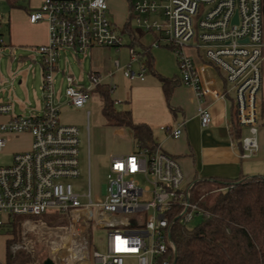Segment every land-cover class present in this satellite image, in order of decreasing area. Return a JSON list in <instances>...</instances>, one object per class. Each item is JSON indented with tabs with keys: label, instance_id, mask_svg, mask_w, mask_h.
Wrapping results in <instances>:
<instances>
[{
	"label": "built area",
	"instance_id": "built-area-1",
	"mask_svg": "<svg viewBox=\"0 0 264 264\" xmlns=\"http://www.w3.org/2000/svg\"><path fill=\"white\" fill-rule=\"evenodd\" d=\"M124 1L132 27L153 36L147 49L162 47L174 54L181 84L194 92L200 127L206 129L211 124L204 98L225 100L230 96L237 125L248 130L240 143L242 158L252 156L258 150V95L263 85L262 0ZM0 2L5 5V0ZM1 3L0 48L10 50L4 41L8 21ZM28 20L32 24L45 22L48 28L47 43L35 48L41 59L42 107L37 115L12 116L0 123V153L8 137L31 136L29 150L13 153L10 165H0V232L18 216H59L69 222L68 236L53 235L64 245L89 252L88 264H124L126 259H133L135 264H168L169 256L176 252L174 230L186 229L195 218L208 215L199 202L193 201L194 183L184 182L174 158L159 148L153 153L137 149L111 156L101 197L93 200L88 154L87 193L78 194L70 183L80 175V140L75 126L59 123L54 75L59 71L60 52L84 55L95 48L119 50L125 47L123 26L118 28L111 19L107 0H43L28 14ZM129 54L132 63L140 60L134 49L129 48ZM197 57L202 59L199 64ZM113 66L129 80L142 81L147 70L143 65L138 71L125 69L117 60ZM210 69L222 76L224 90L216 88V80L207 76ZM63 77L64 103L77 112L85 109L90 93L102 86L105 78L89 74L90 85L84 87L70 74ZM107 87L112 94L115 85ZM10 114L9 105H0V115ZM181 133V126L169 130L172 138ZM139 178L146 187L140 185ZM92 228L106 231V255L92 247L88 251ZM77 255L70 252L66 257L72 261L65 257L59 264H76L80 259Z\"/></svg>",
	"mask_w": 264,
	"mask_h": 264
},
{
	"label": "crops",
	"instance_id": "crops-1",
	"mask_svg": "<svg viewBox=\"0 0 264 264\" xmlns=\"http://www.w3.org/2000/svg\"><path fill=\"white\" fill-rule=\"evenodd\" d=\"M125 3L126 22L129 16V6L126 1ZM125 37L127 36L125 35ZM152 39V35L144 34L141 39L142 45L148 48ZM4 41L11 49L9 50L7 47L0 48V105H9L11 114L9 116L0 115V123L8 121L12 116L33 115L32 113L40 106L39 101L36 100V109H28L32 107V102L27 98L26 100L14 99L7 89L8 86L13 88L16 80L21 77L19 75L27 71L32 72L33 83L42 80L41 64L27 54L32 53L36 47L47 43V24L45 22L32 24L25 16L15 14L14 19L8 22ZM128 45L129 43L125 44V47L119 50L95 48L84 55H89V57L93 58L94 53L104 52L106 54L109 50H114L117 54V58L114 61H119L120 65L125 67V69L129 68L132 71H138L143 61L131 62ZM67 51L60 52L58 62L63 57V59H66ZM149 51L152 68L151 71L146 70L142 81L137 79L129 80L121 72H115L114 61L110 63L93 62L88 75L92 73L101 75L105 77L103 80L104 86L113 84L115 85V90L120 89L121 100H114L115 105L124 103L125 109L120 111H130L133 124L145 125L150 129L157 148L178 162L185 183L221 184L225 180L241 176H263L264 125L262 124L261 114L257 132L258 150L249 158H242L243 151L240 147V140L248 135V130L240 126L236 129L234 126L232 113L235 107L232 98L230 96L225 100H212L210 97L204 98V105L211 114V124L208 128L202 129L196 114L194 92L191 88L179 82L178 67L171 51L162 47L150 49ZM28 59L35 64L34 67L30 70L27 68L26 71L22 68L17 71L14 70L13 65L15 63L18 66L27 67L26 61ZM196 62L199 64L202 59L197 57ZM58 70L54 78L58 74H65V71L60 70L59 67ZM109 74L112 75L111 79L107 77ZM10 75L12 76L10 77ZM115 75H119L117 83L113 80ZM13 76H15L14 79ZM158 76L177 81L168 100L164 96ZM207 76L216 80V88L219 90L225 89V83L218 72L213 69L207 70ZM262 78L264 79V73H262ZM29 81V75H26L18 80V85L27 87L30 83ZM56 102L60 109L68 108L72 110L65 105L64 100L58 95L56 96ZM41 107L37 114L41 112ZM263 107V102L260 101V111L264 110ZM87 112L85 111V115ZM89 116V114L88 116L86 115V118ZM178 126H181L182 133L178 138H172L169 135V130ZM161 127L166 128V130H161ZM116 129L125 138V150L112 152L108 156V162L111 156L127 155L138 149L131 129L126 127ZM86 131L88 133V126ZM16 137L28 140L25 149L17 152L30 149L31 136L29 134L24 133ZM88 151L89 148H87Z\"/></svg>",
	"mask_w": 264,
	"mask_h": 264
},
{
	"label": "rangeland",
	"instance_id": "rangeland-1",
	"mask_svg": "<svg viewBox=\"0 0 264 264\" xmlns=\"http://www.w3.org/2000/svg\"><path fill=\"white\" fill-rule=\"evenodd\" d=\"M43 0H28L23 4L28 11L23 9H9L7 6L2 4L1 9L4 15V19L8 22L14 19L15 14H20L28 18V14L35 8L37 9ZM111 19L118 28H121L125 23L126 3L124 0H107ZM262 26H263V42H264V0H262ZM124 43H129V38L124 37ZM172 53V52H171ZM20 54V53H18ZM32 58L36 59L40 63L41 59L35 50L27 54ZM174 56V54L172 53ZM64 58V57H63ZM61 58L58 62L60 70H64L65 74H71L76 82L84 87H88L89 84V71L90 66L93 62L104 63L113 62L117 58V54L114 50H109L108 53H94L93 58L89 55L76 54L73 51L68 50L66 59ZM175 58V56H174ZM176 61V58H175ZM26 66H18L16 63L13 65L14 70L23 69L26 71L30 70L35 64L31 60L26 61ZM177 64V63H176ZM40 65V64H39ZM262 73H264V61L261 67ZM42 71V70H41ZM28 73V74H27ZM29 75L30 83L27 87L19 86L18 80ZM12 75H10L11 77ZM21 76L20 78H18ZM11 88L8 86V93L14 99L26 100V98L32 102V107L28 108L35 110L37 107L36 100L39 101L40 106L36 109L33 115H36L40 107L41 102V81L32 82L33 75L31 71L21 73ZM119 75H115L113 80L117 83ZM9 78V77H8ZM15 76H13V79ZM54 83V91L56 96L58 95L64 100V89L65 81L61 74L56 75ZM113 82V83H114ZM115 84V83H114ZM263 90L261 89L258 99L263 102L264 106V79H263ZM125 91V87H124ZM111 100H121L120 89L114 90L110 94ZM116 110L125 109V104L114 105ZM102 98L96 92H92L89 95V99L86 103L85 110L81 112H75L70 109L62 108L59 113V123L61 125H71L77 127L79 130V171L80 175L78 178L70 181L74 190L82 195L87 193L88 190V152L89 148V179L91 187V195L94 200L97 197H101V187L106 183V175L108 171V156L112 152L124 151L125 150V138L119 134V130L110 127L106 124V121L101 113ZM264 108V107H263ZM85 111L89 112V117L86 118ZM19 112V111H18ZM25 113V112H24ZM261 113V111H260ZM23 114V113H22ZM262 124L264 125V114L261 118ZM88 126V133L86 127ZM28 140L26 138L8 137L7 144L3 151L0 153V165L8 166L11 163V156L13 153L25 149ZM141 186L146 187L144 179L139 178ZM225 186L222 184H208L198 182L193 190V201L202 202V204L209 205L214 199V196L221 190H224ZM82 203H86L85 198H80ZM53 216H45L38 219H25L15 220V233H12V228L9 226L7 230L0 232V262L7 264L6 260V244H8V254L10 256L9 264H42L45 260L51 259L55 264L62 263V258H65L70 252L72 254H78L79 257L77 264L81 262H87L90 259L89 252L85 250H78L74 245H64V241H60L53 234L58 233L62 237L68 236L69 222L65 220V224L56 225L49 224L47 221ZM202 221L201 217L195 218L190 224L187 225L186 229H193L197 227ZM67 228L66 230H51L49 228ZM90 230V229H89ZM88 230V231H89ZM48 234V235H47ZM51 237L53 235V237ZM90 234V245H88V251L94 249L100 255H106V243H105V230H99L92 228ZM89 240V239H87ZM63 244V245H62ZM90 248V249H89ZM70 251V252H69ZM69 256L67 257L68 260ZM74 259V256H73ZM68 262V261H67ZM124 264H135L133 259H126Z\"/></svg>",
	"mask_w": 264,
	"mask_h": 264
},
{
	"label": "trees",
	"instance_id": "trees-1",
	"mask_svg": "<svg viewBox=\"0 0 264 264\" xmlns=\"http://www.w3.org/2000/svg\"><path fill=\"white\" fill-rule=\"evenodd\" d=\"M27 1L5 0V5L9 9L28 11L23 6ZM122 32L129 38V48L137 52L143 61L142 65L151 71L150 51L141 42L144 33L132 27L130 15ZM158 79L168 100L177 81L160 76ZM93 92L102 98L101 113L108 126L129 128L139 150L146 149L150 153L156 150L157 145L150 129L145 125L133 124L130 111L116 110L107 86H99ZM260 114L262 118L264 110ZM235 115L233 109L232 119L238 129ZM197 183H194L192 193ZM221 184L225 189L214 196L211 204L199 202L208 213L201 223L193 229L176 228L172 233L176 252L169 256L168 264H264V175L241 176ZM38 218L41 217H15L4 230L10 226L11 232L15 233V220ZM47 222L65 224L64 218L59 216L50 217ZM8 244L9 241L6 244L7 264L10 259Z\"/></svg>",
	"mask_w": 264,
	"mask_h": 264
},
{
	"label": "water",
	"instance_id": "water-1",
	"mask_svg": "<svg viewBox=\"0 0 264 264\" xmlns=\"http://www.w3.org/2000/svg\"><path fill=\"white\" fill-rule=\"evenodd\" d=\"M42 264H54V263L50 259H47Z\"/></svg>",
	"mask_w": 264,
	"mask_h": 264
},
{
	"label": "bare ground",
	"instance_id": "bare-ground-1",
	"mask_svg": "<svg viewBox=\"0 0 264 264\" xmlns=\"http://www.w3.org/2000/svg\"><path fill=\"white\" fill-rule=\"evenodd\" d=\"M68 257V256H67ZM66 257V258H67ZM75 258V257H74ZM68 260H70V261H72L71 259H70V256H69V258H68ZM67 261V260H66ZM77 264V263H76ZM80 264H88V262H81Z\"/></svg>",
	"mask_w": 264,
	"mask_h": 264
}]
</instances>
